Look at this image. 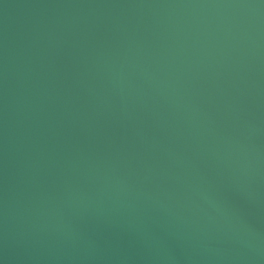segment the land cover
Here are the masks:
<instances>
[{"label":"water","instance_id":"1","mask_svg":"<svg viewBox=\"0 0 264 264\" xmlns=\"http://www.w3.org/2000/svg\"><path fill=\"white\" fill-rule=\"evenodd\" d=\"M0 264H264V0H0Z\"/></svg>","mask_w":264,"mask_h":264}]
</instances>
